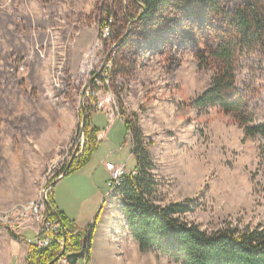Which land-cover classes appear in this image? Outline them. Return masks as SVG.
<instances>
[{"label": "rangeland", "instance_id": "rangeland-1", "mask_svg": "<svg viewBox=\"0 0 264 264\" xmlns=\"http://www.w3.org/2000/svg\"><path fill=\"white\" fill-rule=\"evenodd\" d=\"M108 8L121 15L129 1L0 0V214L35 198L84 145L82 107L90 104L91 121L105 137L84 168L56 182V199L89 219L99 193V223L104 211L116 218L107 231L115 234L116 264H185L170 250L140 249L126 226L118 190L108 185V162L124 165L127 173L139 169L121 114L137 118L145 140L153 141L155 200L191 199L194 207L185 217L208 231L229 221L240 227L264 225V176H253L264 137H247L220 107H195V98L211 84L214 67H200L191 50L158 49L162 43H155L166 34L142 40L133 57L136 67L130 75L114 76L112 85L108 69L131 24L118 42L109 38L110 26L104 35L107 26L101 23ZM236 78L255 116L252 125H263L264 62L258 53L241 56ZM92 82L99 89H89ZM85 86L90 103L82 96ZM0 228L12 236L10 228ZM82 263L83 258L76 264Z\"/></svg>", "mask_w": 264, "mask_h": 264}, {"label": "trees", "instance_id": "trees-1", "mask_svg": "<svg viewBox=\"0 0 264 264\" xmlns=\"http://www.w3.org/2000/svg\"><path fill=\"white\" fill-rule=\"evenodd\" d=\"M129 8L119 14L108 8L101 28H111V36L117 42L131 24V34L120 41L117 53L109 68V82L114 76L130 75L136 67L133 59L141 41L151 35L165 40L155 43L158 49L172 48L181 53L195 52L200 67H214L210 86L193 104L200 110L220 107L231 114L243 128L247 137H264V124L252 125L255 116L245 102L237 83L236 70L244 53H258L264 62V0H128ZM112 19V22L110 21ZM96 72H93V76ZM101 78V76H98ZM93 88V89H92ZM89 89H99L93 82ZM88 93V91H87ZM86 103H90L88 95ZM121 101V100H119ZM86 108L87 121L84 130L85 142L81 153L73 159L70 173L84 168L99 145L101 129L91 121V105ZM122 120L133 140V153L139 161L136 173L125 176L118 187L123 213L131 236L141 250L154 246L170 250L180 256L185 264H264V225L240 227L233 222L208 231L185 216L193 210L191 199L181 202L158 203L155 200L157 180L153 173L154 162L149 149L153 141H146L135 117ZM79 150V151H80ZM68 163L56 171L49 183H53L65 171ZM264 176V144L260 150V162L253 176ZM54 215L62 220L67 237L72 241L71 251L80 250L85 234H88L86 253L83 259L90 264L92 244L97 231L101 209L89 228L80 230L75 221L59 210L50 196ZM58 215V216H57ZM20 238V235L13 234ZM60 255V246L52 244L38 248L29 244L28 264H49ZM53 264H58L55 261Z\"/></svg>", "mask_w": 264, "mask_h": 264}, {"label": "built area", "instance_id": "built-area-1", "mask_svg": "<svg viewBox=\"0 0 264 264\" xmlns=\"http://www.w3.org/2000/svg\"><path fill=\"white\" fill-rule=\"evenodd\" d=\"M104 30V35H107L109 27ZM107 167L110 171L108 185L113 191L125 182V176L129 173L126 172L124 165L108 162ZM132 173L135 174L136 171L134 170ZM49 182L42 185L35 198L20 202L12 209L0 214V225L7 226L14 234L18 235H21L25 230H32L33 237L28 239V244L38 248L57 244L60 246L58 264H71L67 258V254L72 252L69 247L72 242L71 238L67 237L66 241L64 240L65 227L61 220L53 214L52 206L47 204L53 194V185Z\"/></svg>", "mask_w": 264, "mask_h": 264}, {"label": "crops", "instance_id": "crops-1", "mask_svg": "<svg viewBox=\"0 0 264 264\" xmlns=\"http://www.w3.org/2000/svg\"><path fill=\"white\" fill-rule=\"evenodd\" d=\"M107 114L111 119V122H113L114 117H111L109 113ZM102 137L103 138L105 137V132L101 130L98 135L100 141L102 140L101 139ZM80 148L82 149L83 145ZM79 153L81 152L79 151ZM107 170L108 173L110 174L108 167ZM52 195L56 207L59 210L65 212L66 215L71 220L75 221L80 230L89 228L90 224L92 223L91 220L92 214L97 211L99 206L100 208L102 206L98 193L96 201H94L89 208V213L91 214L89 219H82V217H79V215H77L76 213L67 211V209H65L66 208L65 205H63L58 199H56V194L54 191ZM111 218H114V221L116 222V218L112 213H110L109 211H104L103 219L100 221L98 225L93 240L92 259L90 264H116L117 262L120 261L119 260L120 255H116V253L113 255V250H112V238L114 237L115 234L112 231H110L111 234L107 233L108 229L116 226V224H114L113 221H111ZM126 226L128 227L127 224ZM32 235H33L32 230H25L20 235V238H15L13 237V235L11 236L7 230L0 228V264H28L26 260L27 254L29 252L28 239ZM82 264H85L84 259Z\"/></svg>", "mask_w": 264, "mask_h": 264}, {"label": "water", "instance_id": "water-1", "mask_svg": "<svg viewBox=\"0 0 264 264\" xmlns=\"http://www.w3.org/2000/svg\"><path fill=\"white\" fill-rule=\"evenodd\" d=\"M86 90H87V86H85L84 88V91L82 93V96H83V99H85V93H86ZM86 121H87V113H86V110H85V107L83 106L82 107V121H81V135H80V138L83 139L84 137V130H85V127H86ZM81 145V144H80ZM80 147L81 146H77L73 156L71 157L65 171L63 172V174H61L53 183L52 185L54 186L56 184V182L61 178V177H64L66 175L69 174V171H70V167H71V164H72V161L73 159L76 157V155H78L79 153V150H80ZM47 204L51 207L52 204L50 201L47 202ZM58 216V215H57ZM61 220V219H60ZM62 222V220H61ZM63 236H64V240L66 241V238H67V232L66 230H64V233H63ZM87 241H88V234H85L84 235V238H83V244H82V248L80 250H76V251H73V252H70L67 254V258L69 259V262L71 264H76L78 262L79 259L81 258H84L85 256V253H86V248H87ZM59 256L57 258H55V260H53L52 262H50L49 264H53L55 261H58L59 260Z\"/></svg>", "mask_w": 264, "mask_h": 264}]
</instances>
